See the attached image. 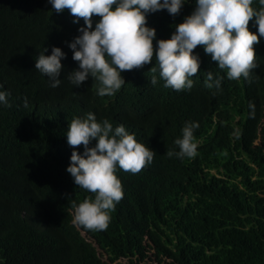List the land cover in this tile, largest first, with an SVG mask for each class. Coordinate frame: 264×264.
Segmentation results:
<instances>
[{
    "label": "trees",
    "instance_id": "obj_1",
    "mask_svg": "<svg viewBox=\"0 0 264 264\" xmlns=\"http://www.w3.org/2000/svg\"><path fill=\"white\" fill-rule=\"evenodd\" d=\"M182 2L176 16L147 15L154 48L194 11L196 0ZM251 6L261 7L259 0ZM75 19L48 0H0V91L9 93L0 103V264H264V37L255 18L248 30L260 41L257 67L247 80L227 79L197 46L190 90L165 87L154 56L122 72L125 84L112 96L98 95L94 78L79 87L68 78L79 70L68 47L84 27ZM53 47L65 54L55 88L35 69L37 56ZM208 72L220 78L219 89L206 87ZM88 113L113 129L123 125L156 154L137 174L117 166L123 199L99 231L73 223L72 201L95 194L66 172L72 151H84L67 144L68 125ZM189 122L199 125L196 155L169 158Z\"/></svg>",
    "mask_w": 264,
    "mask_h": 264
},
{
    "label": "clouds",
    "instance_id": "obj_2",
    "mask_svg": "<svg viewBox=\"0 0 264 264\" xmlns=\"http://www.w3.org/2000/svg\"><path fill=\"white\" fill-rule=\"evenodd\" d=\"M56 13L67 9L76 19L84 22L78 37L68 44L72 59L78 62L79 70L68 74L72 84L79 87L89 77L100 83L98 95L112 96L125 84L122 72L140 69L152 63L155 56L159 75L165 87L179 92L193 87L190 77L200 67L199 57L193 55L197 46L221 69L227 70V79L247 80L255 63L254 45L260 41L248 30L249 22L255 18L259 37H264V0H259V10L251 5L253 0H196L194 11L182 23L175 25L170 39L156 41L155 29L149 28L147 15L166 10L169 15L180 13L182 0H48ZM93 16L99 22L93 28ZM44 49L35 61V69L44 74L51 87H58L62 69L61 60L65 54L53 47L51 55L45 56ZM152 72L157 68L152 67ZM151 84H156L153 76ZM221 80L213 81L207 73L206 87L220 88ZM9 93L0 91V103L7 104ZM26 106V105H25ZM197 123H186L182 138L174 141L178 152L168 150L171 158L194 157L197 144L194 143V129ZM67 144L75 149L83 146V154L72 151L66 172L74 184L89 193L94 200L85 198L77 204L71 203L73 223L87 230H106L110 212L123 199L121 181L116 176L117 166L124 172L139 173L151 164L156 155L144 144L138 143L123 125L115 127L107 120L97 122L92 113L85 119L73 118L66 131ZM92 140L94 147H89Z\"/></svg>",
    "mask_w": 264,
    "mask_h": 264
},
{
    "label": "rangeland",
    "instance_id": "obj_3",
    "mask_svg": "<svg viewBox=\"0 0 264 264\" xmlns=\"http://www.w3.org/2000/svg\"><path fill=\"white\" fill-rule=\"evenodd\" d=\"M98 251H100V250L98 249ZM104 257H105V256H104ZM119 263H120V264H126L127 261H126V260H119Z\"/></svg>",
    "mask_w": 264,
    "mask_h": 264
}]
</instances>
